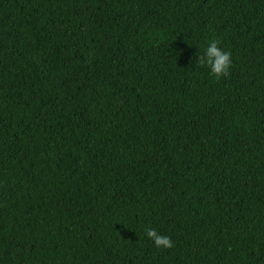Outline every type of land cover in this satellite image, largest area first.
I'll use <instances>...</instances> for the list:
<instances>
[{"label":"trees","instance_id":"obj_1","mask_svg":"<svg viewBox=\"0 0 264 264\" xmlns=\"http://www.w3.org/2000/svg\"><path fill=\"white\" fill-rule=\"evenodd\" d=\"M0 264H264V0H0Z\"/></svg>","mask_w":264,"mask_h":264},{"label":"clouds","instance_id":"obj_2","mask_svg":"<svg viewBox=\"0 0 264 264\" xmlns=\"http://www.w3.org/2000/svg\"><path fill=\"white\" fill-rule=\"evenodd\" d=\"M200 66L206 67L212 77L219 80L221 76H227L232 66L231 52L219 45V41L212 40L204 47L203 52L197 57ZM146 237L157 248L168 249L173 246L172 239L167 235L158 233L155 228H146Z\"/></svg>","mask_w":264,"mask_h":264}]
</instances>
